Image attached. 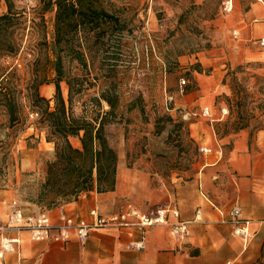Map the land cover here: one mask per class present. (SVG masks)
I'll return each mask as SVG.
<instances>
[{
  "label": "rangeland",
  "instance_id": "1",
  "mask_svg": "<svg viewBox=\"0 0 264 264\" xmlns=\"http://www.w3.org/2000/svg\"><path fill=\"white\" fill-rule=\"evenodd\" d=\"M221 1L101 0L106 10L121 18L123 31L118 36L114 29L103 34V42L97 40L96 50L87 57V67L65 61L70 73L91 81L73 97L76 114L81 113L82 107L90 109L92 97L102 89L115 91V116L105 126V132L120 165L132 171L127 179L142 181L137 174H143L151 185L171 186L175 174L186 180L193 178L202 155L192 134L193 126L190 127L195 119L187 112L198 97L207 100L212 96L218 115L220 104L224 105L223 119L213 122L217 134L234 132L243 125L241 128H249L248 145L253 143L264 111V59L227 60L219 67L206 60L215 44L236 39L233 27L223 37L216 31L218 21H230L232 13H224ZM14 2L17 7L29 8L38 0ZM4 9L1 2L0 12ZM53 18L54 10L45 13L49 42ZM22 55L1 62L6 66L16 64L18 73L28 78L39 67H26ZM113 63L115 68L110 72L108 67ZM44 72L50 78L54 76L48 65ZM205 85L210 90L204 89ZM60 87L67 99L66 83L61 81ZM39 92L49 99L52 108L53 83L40 85ZM24 94L22 89L24 123L8 125L7 116L0 109V190H9L7 198L14 196L29 209L42 208L39 187L46 161L53 154V143L45 140L37 109L30 106ZM100 103L108 109L104 101ZM71 141L79 145L77 137ZM131 199L122 196L115 208L124 205V200L134 203Z\"/></svg>",
  "mask_w": 264,
  "mask_h": 264
},
{
  "label": "crops",
  "instance_id": "2",
  "mask_svg": "<svg viewBox=\"0 0 264 264\" xmlns=\"http://www.w3.org/2000/svg\"><path fill=\"white\" fill-rule=\"evenodd\" d=\"M232 4L230 21H218L216 31L223 37L233 27L240 35L233 36L236 39L231 42L214 43L206 60L216 67L227 60L264 59V48L252 41L264 34V0H232ZM204 89L210 90V86L205 85ZM193 103L187 112L195 119L190 122L193 137L198 147L208 145L213 151L201 156L192 179L175 174L171 186L151 185L143 174H137L142 181L127 179L132 171L120 165L118 157L114 190H89L65 204L68 211L82 216H87L92 207L108 214L124 210L128 204L146 213L160 205H172L182 219L189 220L188 236L173 237L167 225L148 226L144 230L145 248L135 250L126 247L130 240L140 237V229L132 226L120 230L116 227L95 229L84 243L76 239L64 244L30 241L22 233L17 250L7 253L0 264H254L264 261V111L262 125L255 129L254 141L249 146L248 127L226 134L215 132L213 122L223 119L224 105L220 104L218 115L212 96L207 100L198 97ZM205 106L209 109L208 115L201 113ZM2 195L6 196L0 198V222L6 216L5 203L14 197L7 198L9 190H0ZM122 196L132 198L134 203L124 200V205L115 208ZM21 204L25 213L41 209H29ZM234 205H239L243 217L250 220L253 235L248 241L235 235L230 225L218 222ZM196 209L200 210V221L193 220Z\"/></svg>",
  "mask_w": 264,
  "mask_h": 264
},
{
  "label": "trees",
  "instance_id": "3",
  "mask_svg": "<svg viewBox=\"0 0 264 264\" xmlns=\"http://www.w3.org/2000/svg\"><path fill=\"white\" fill-rule=\"evenodd\" d=\"M1 2L5 9L0 12V109L7 116L8 125L24 123V89V98L37 109L45 140L53 143V154L46 161L38 193L43 207L70 202L93 189L114 190L118 157L108 142L105 126L115 116L117 95L109 87L102 89L92 97L90 109L82 107L81 113L76 114L73 97L91 81L70 73L65 61L87 67V57L96 50L97 40L103 42L102 35L113 29L120 35L123 21L106 10L101 0H38L29 8L17 7L14 0ZM52 10L53 35L49 42L45 13ZM21 53L26 67H39L28 78L18 73L16 64L6 66L1 62ZM47 65L54 72L51 78L44 72ZM114 66L115 63L109 65L108 70L112 72ZM61 81L67 85V99L62 96ZM47 83L54 85L52 108L49 99L39 92L40 85ZM101 101L108 109H103ZM70 137H77L79 145H73Z\"/></svg>",
  "mask_w": 264,
  "mask_h": 264
},
{
  "label": "built area",
  "instance_id": "4",
  "mask_svg": "<svg viewBox=\"0 0 264 264\" xmlns=\"http://www.w3.org/2000/svg\"><path fill=\"white\" fill-rule=\"evenodd\" d=\"M221 5L224 13L232 11V0H222ZM232 34L234 37H238L240 31L233 29ZM252 41L259 48H264V34ZM221 110L226 112L225 108ZM201 113L208 115V107H203ZM212 151L213 149L208 145L198 147V152L201 155L209 154ZM65 204L62 203L49 208L43 207L36 213H25L24 207L16 197L5 203L6 216L0 222V261L4 259L7 253L17 250V246L22 240V233H25L30 241L64 244L71 239H76L80 243H84L91 231L95 229L116 227L120 230L132 226L140 229V237L130 240L126 247L135 250L145 248L144 230L148 226L167 225L170 235L177 238L189 235V220L182 219L179 210L172 205H160L146 213L139 211L132 204H128L126 209L108 214H103L97 207H92L88 210L87 216H82L68 211ZM52 210L55 211L54 214L51 213ZM193 220H201L199 209L195 210ZM218 222L230 225L233 233L240 236L244 241H248L253 235L250 220L243 217L239 205L231 207L226 216L218 219Z\"/></svg>",
  "mask_w": 264,
  "mask_h": 264
}]
</instances>
